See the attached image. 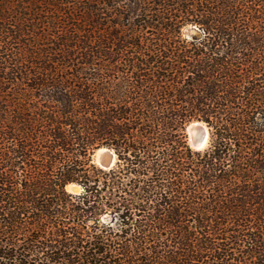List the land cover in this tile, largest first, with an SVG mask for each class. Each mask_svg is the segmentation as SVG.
I'll list each match as a JSON object with an SVG mask.
<instances>
[{
  "label": "trees",
  "instance_id": "obj_1",
  "mask_svg": "<svg viewBox=\"0 0 264 264\" xmlns=\"http://www.w3.org/2000/svg\"><path fill=\"white\" fill-rule=\"evenodd\" d=\"M0 264H264V0H0Z\"/></svg>",
  "mask_w": 264,
  "mask_h": 264
},
{
  "label": "water",
  "instance_id": "obj_2",
  "mask_svg": "<svg viewBox=\"0 0 264 264\" xmlns=\"http://www.w3.org/2000/svg\"><path fill=\"white\" fill-rule=\"evenodd\" d=\"M192 122L203 124L205 126V129H207L205 123L202 120H193ZM192 122L188 124L187 128V131L190 133L188 139L189 144H191L190 146L195 149L203 148L208 144V130L206 135L205 131L202 128L197 125H191ZM94 158L95 162L99 166L104 168L110 167L115 162V154L113 150L107 146L98 147L95 150ZM74 186L76 185L73 184V187Z\"/></svg>",
  "mask_w": 264,
  "mask_h": 264
},
{
  "label": "rangeland",
  "instance_id": "obj_3",
  "mask_svg": "<svg viewBox=\"0 0 264 264\" xmlns=\"http://www.w3.org/2000/svg\"><path fill=\"white\" fill-rule=\"evenodd\" d=\"M193 121V120H192ZM192 121H190V122H192ZM189 122V123H190ZM188 123V124H189ZM188 124H187V126H186V129H185V131H186V136H187V142H188V139H189V136H190V133L187 131V128H188ZM206 125V124H205ZM207 127V126H206ZM207 130H208V128H207ZM208 135H209V132H208ZM189 144V143H188ZM190 145V144H189ZM95 153V152H94ZM94 153H93V159H94V161H95V158H94ZM68 189L69 190H72V191H77V190H79V187L78 186H74L73 187V185H69L68 186Z\"/></svg>",
  "mask_w": 264,
  "mask_h": 264
},
{
  "label": "bare ground",
  "instance_id": "obj_4",
  "mask_svg": "<svg viewBox=\"0 0 264 264\" xmlns=\"http://www.w3.org/2000/svg\"><path fill=\"white\" fill-rule=\"evenodd\" d=\"M191 125H197V126H199L200 128H202L205 131V133L207 135V129H205V126L203 124L196 123V122H192ZM188 143H189V140H188Z\"/></svg>",
  "mask_w": 264,
  "mask_h": 264
}]
</instances>
